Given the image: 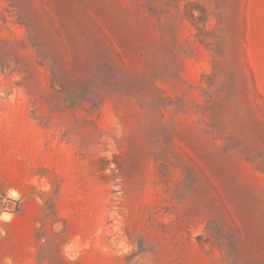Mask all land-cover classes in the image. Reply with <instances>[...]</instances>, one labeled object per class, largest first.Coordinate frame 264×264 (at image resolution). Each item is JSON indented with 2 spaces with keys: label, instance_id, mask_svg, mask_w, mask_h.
Returning a JSON list of instances; mask_svg holds the SVG:
<instances>
[{
  "label": "rangeland",
  "instance_id": "obj_1",
  "mask_svg": "<svg viewBox=\"0 0 264 264\" xmlns=\"http://www.w3.org/2000/svg\"><path fill=\"white\" fill-rule=\"evenodd\" d=\"M0 192V264H264V0H0Z\"/></svg>",
  "mask_w": 264,
  "mask_h": 264
},
{
  "label": "trees",
  "instance_id": "obj_2",
  "mask_svg": "<svg viewBox=\"0 0 264 264\" xmlns=\"http://www.w3.org/2000/svg\"><path fill=\"white\" fill-rule=\"evenodd\" d=\"M2 205H3V195L0 192V206H2ZM43 211L45 213V216L50 215L54 218L53 223H61V230H62V228L64 227V220L57 215L55 207H54L53 199L50 198L48 200V204L45 205ZM57 232H59V230ZM35 236H36L37 241L39 242L40 238L42 237V234H40L39 229L36 230ZM40 245H42V244H40Z\"/></svg>",
  "mask_w": 264,
  "mask_h": 264
},
{
  "label": "water",
  "instance_id": "obj_3",
  "mask_svg": "<svg viewBox=\"0 0 264 264\" xmlns=\"http://www.w3.org/2000/svg\"><path fill=\"white\" fill-rule=\"evenodd\" d=\"M10 202H12V201H11V200H8V201L5 203V207H9Z\"/></svg>",
  "mask_w": 264,
  "mask_h": 264
},
{
  "label": "bare ground",
  "instance_id": "obj_4",
  "mask_svg": "<svg viewBox=\"0 0 264 264\" xmlns=\"http://www.w3.org/2000/svg\"><path fill=\"white\" fill-rule=\"evenodd\" d=\"M12 205H13L12 203L9 204L10 207H12ZM10 207H9V208H10Z\"/></svg>",
  "mask_w": 264,
  "mask_h": 264
}]
</instances>
